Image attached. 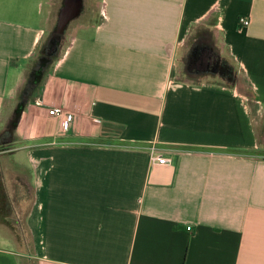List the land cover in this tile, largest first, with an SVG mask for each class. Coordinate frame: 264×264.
<instances>
[{
  "label": "crops",
  "instance_id": "0c3cea01",
  "mask_svg": "<svg viewBox=\"0 0 264 264\" xmlns=\"http://www.w3.org/2000/svg\"><path fill=\"white\" fill-rule=\"evenodd\" d=\"M56 2L0 0V136L12 158L0 180L31 188L39 264H264V141L235 83L264 112V0H93L104 17L74 22L27 85ZM197 27L234 81L181 76ZM12 242L0 240V264H23Z\"/></svg>",
  "mask_w": 264,
  "mask_h": 264
},
{
  "label": "rangeland",
  "instance_id": "374dc122",
  "mask_svg": "<svg viewBox=\"0 0 264 264\" xmlns=\"http://www.w3.org/2000/svg\"><path fill=\"white\" fill-rule=\"evenodd\" d=\"M93 0H82V8L79 15L70 20L61 32L57 31V19L59 14V8L61 0H57L56 8L52 10L51 22L44 34L42 35L39 44L37 45L35 52L32 54L29 60V71L27 76V85L34 84L32 79L37 80L39 76L51 66L52 62L62 54L66 43L68 42L77 21H96L99 18L104 17V9L96 10L91 3ZM188 44V43H187ZM184 51H181L179 55V65L183 64L182 58L186 61L187 47ZM220 57H217L215 50L208 45L196 46L193 48L190 56L188 57V67L195 77L200 81L223 83L228 81H234L236 77L237 69L231 63L226 54L219 50ZM221 62L229 64V68L233 72L224 73L225 69L219 65ZM232 66H231V65ZM228 68V69H229ZM239 75V73H238ZM236 81V80H235ZM26 91V87H25ZM253 117L255 125L261 135V141H264V112L259 106L255 109ZM4 124V121L0 123V127ZM1 132V128H0ZM1 134V133H0ZM5 138L0 136V163L9 162L12 160L9 156H6L4 150L10 144L5 143ZM3 150V151H2ZM12 151V150H11ZM262 153H264V145L262 146ZM5 181V180H4ZM0 180V240L1 241H13L14 245H17L22 249L23 264H39V259L35 256L33 239L26 229L25 213L31 202L27 200L32 199L31 188L24 187L20 181L12 182ZM3 186V188H2ZM26 189V190H25ZM24 195V197H22ZM1 246V245H0Z\"/></svg>",
  "mask_w": 264,
  "mask_h": 264
},
{
  "label": "trees",
  "instance_id": "16d2710c",
  "mask_svg": "<svg viewBox=\"0 0 264 264\" xmlns=\"http://www.w3.org/2000/svg\"><path fill=\"white\" fill-rule=\"evenodd\" d=\"M187 45H188L187 46L188 49H187V54L185 56L186 61L184 60V57H183L182 58L183 64L181 65L180 73H181V76L186 78V79H189L193 82H199V80L195 77V75H193L191 73L194 71L190 70V68L188 67V63H189L188 57L190 56L193 48L196 46L208 45V46L212 47L213 50H215L216 56L220 57L221 55L219 54V48L215 45L212 32L210 30H208L207 28H204V27H197L194 29L192 37L189 40ZM224 83H227V82H223V83L221 82V84H224ZM235 83H236L238 91L241 94H243L246 98L247 104H248L249 109H250L251 117L252 118L255 117L254 111L260 105L257 101L256 94H255L253 87L248 82H246L242 76H238ZM28 93H23V97H27ZM255 119H256V117H255ZM253 122H254V124H256L254 120H253ZM263 127H264V125H263ZM262 132H264V130ZM261 135H260V137H261Z\"/></svg>",
  "mask_w": 264,
  "mask_h": 264
},
{
  "label": "built area",
  "instance_id": "2783aa9c",
  "mask_svg": "<svg viewBox=\"0 0 264 264\" xmlns=\"http://www.w3.org/2000/svg\"><path fill=\"white\" fill-rule=\"evenodd\" d=\"M250 22V19L244 15H241L239 17V23L241 26H245L248 25ZM49 113L54 115L59 123L61 128L64 130L67 128V119L65 118V115L63 113V110L59 107H55V108H51L49 109ZM155 160L160 163V164H166L169 162V158L167 157V155L164 152H157L154 156ZM190 229V227H188Z\"/></svg>",
  "mask_w": 264,
  "mask_h": 264
},
{
  "label": "water",
  "instance_id": "95a60500",
  "mask_svg": "<svg viewBox=\"0 0 264 264\" xmlns=\"http://www.w3.org/2000/svg\"><path fill=\"white\" fill-rule=\"evenodd\" d=\"M81 2L80 0H75L74 4H69L67 2L61 7L59 12V17L57 20V31L61 32L68 22L69 19L77 15L80 10Z\"/></svg>",
  "mask_w": 264,
  "mask_h": 264
},
{
  "label": "flooded vegetation",
  "instance_id": "af4514ba",
  "mask_svg": "<svg viewBox=\"0 0 264 264\" xmlns=\"http://www.w3.org/2000/svg\"><path fill=\"white\" fill-rule=\"evenodd\" d=\"M65 2L71 4V1H69V0H61V3H60V9H61V7L64 5ZM60 9H59V12H60ZM58 17H59V14H58ZM74 17H75V16H74ZM74 17H72L71 19H69L68 22H69L70 20H72ZM57 20H58V19H57ZM68 22H67V23H68ZM67 23H66V24H67ZM65 26H66V25H65ZM65 26H64V27H65Z\"/></svg>",
  "mask_w": 264,
  "mask_h": 264
}]
</instances>
